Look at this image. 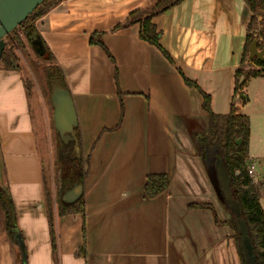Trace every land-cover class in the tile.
<instances>
[{
  "label": "crops",
  "instance_id": "1",
  "mask_svg": "<svg viewBox=\"0 0 264 264\" xmlns=\"http://www.w3.org/2000/svg\"><path fill=\"white\" fill-rule=\"evenodd\" d=\"M147 1L63 0L35 22L78 123L79 153L62 148L57 158H80L85 173L79 185L83 214L53 216L55 255L24 75L0 68V153L16 215L11 237L0 208V264H22L19 241L26 264H240L235 232L222 224L230 214L196 136L208 127L199 90L209 96L213 114L227 115L233 100L237 113L251 116L248 95L241 102L233 94L250 12L244 0H184L155 17L169 62L140 38L139 25L113 31ZM94 34L105 50L89 43ZM44 99L40 89L43 139L49 142ZM247 163L254 166L264 211V153L255 148L251 126ZM149 175L168 177L167 190L154 198L144 194ZM191 204L211 205L220 224L210 210Z\"/></svg>",
  "mask_w": 264,
  "mask_h": 264
},
{
  "label": "trees",
  "instance_id": "2",
  "mask_svg": "<svg viewBox=\"0 0 264 264\" xmlns=\"http://www.w3.org/2000/svg\"><path fill=\"white\" fill-rule=\"evenodd\" d=\"M61 1L63 0H54V4ZM183 1L184 0H148L143 6L129 13L121 23L114 27L113 31L124 30L134 25H139L140 38L150 45L155 46L169 62H172L169 55L159 45L160 34L153 25L152 20ZM50 2H52V0H45L24 22L11 32L5 40L15 35L17 30L22 29V36L29 43L30 39L34 35H37L35 22L45 15L54 5L48 7ZM244 3L247 10L250 12V17L244 24L246 33L245 44L240 66L234 74L233 90L234 97H237L241 102L247 99L244 93L247 83L251 79L264 77V57L262 60H258L257 58L250 59L248 53V47L252 41H256L258 51L264 50V0H244ZM15 39L17 41L19 40L18 38ZM89 43L91 45H97L105 50L97 34L89 38ZM6 48L7 46L0 58V68L13 71L20 70L16 53H12V48H10V50ZM42 59L51 63L48 71V80L50 84L53 81H58L65 87L60 70L52 64L51 55L46 52ZM246 62L252 64L254 68L244 69L243 66ZM185 82L189 86L197 87L196 84L190 81L185 80ZM199 92L203 98L202 109L208 116L207 132L196 136L199 156L204 162L214 188L220 197L221 191L216 181L213 164L216 157L222 161L230 178L229 189L231 198L239 205L240 210L239 216L236 217L223 202L230 213V219L222 224L228 226L235 232L236 250L240 264H248V262L246 261L242 246V236L238 229V220L242 221L245 225L246 238L253 248L254 264H264V211L259 203L261 197L260 187L254 184L253 179L249 176L247 171L250 137L249 117L237 113L233 100L230 105V112L227 115H215L210 109L209 96L202 93L200 90ZM74 136L76 139V146L79 149L80 138L78 127L74 130ZM237 141L240 143L237 144ZM74 145V143L69 144L65 146L64 149H73L74 151ZM57 161V171L55 175L57 202L51 203L50 199L48 200L43 178L44 199L47 209L52 255L56 253V237L53 228L54 214L56 213L58 216L83 214L82 196L73 202L63 201L64 194L73 187L81 185L83 182L85 173L83 172L82 161L78 157L58 159ZM3 185L4 186L0 185V208L5 215L6 231L9 236L13 237L16 228V215L7 190V183L4 182V174ZM167 188L168 177L166 175H149L144 185V194L147 198H154L166 191ZM188 208L208 209L214 214L215 223L220 224L217 221L211 205L191 204Z\"/></svg>",
  "mask_w": 264,
  "mask_h": 264
},
{
  "label": "water",
  "instance_id": "3",
  "mask_svg": "<svg viewBox=\"0 0 264 264\" xmlns=\"http://www.w3.org/2000/svg\"><path fill=\"white\" fill-rule=\"evenodd\" d=\"M45 0H0V58L5 49V38L13 32L26 18L31 15L37 7H39ZM30 47L38 57L45 56L46 52L41 44V40L37 35L30 39ZM249 58H257L262 60L264 57V50L258 51L256 41H252L248 47ZM50 105L52 107V122L58 138V150L65 146L74 143V152L79 153L76 146V139L74 130L78 127L76 113L73 101L69 91L64 85L58 81H53L50 84ZM237 144L240 142L237 141ZM216 181L221 191V198L218 193L217 196L221 202L230 209L236 217L239 216V205L231 198L229 182L230 178L226 171L225 165L216 157L213 164ZM2 158L0 153V185H3L4 174ZM212 181V180H211ZM213 184V183H212ZM214 186V185H213ZM80 186L73 187L63 196L64 202H73L80 197ZM223 204V205H224ZM238 229L242 236V246L248 264H254L253 248L246 238V228L242 221L238 220ZM23 261H25L24 248L19 241Z\"/></svg>",
  "mask_w": 264,
  "mask_h": 264
},
{
  "label": "rangeland",
  "instance_id": "4",
  "mask_svg": "<svg viewBox=\"0 0 264 264\" xmlns=\"http://www.w3.org/2000/svg\"><path fill=\"white\" fill-rule=\"evenodd\" d=\"M53 4L54 0L50 2L48 7L52 6ZM22 32V29L17 30L15 35L10 36L9 39H6L4 42L5 47L7 46V50L12 48V53H16L20 69L24 75L25 86L29 93V104L31 113L33 115L34 130L38 137L39 156L43 164V174L46 188L45 191L48 194V200L50 199L51 203H55L57 202L55 175L57 171V151L59 143L56 131L53 127L52 110L48 99L50 88L48 71L51 63L46 62L44 59L36 56L29 46L28 41H26L22 36ZM15 38H18L19 40L17 41ZM243 67L244 69L254 68L253 65L249 64L248 62H246ZM263 87L264 79L258 78L250 85L249 88L247 86L244 91L246 93L245 95H248L249 98V104L247 105L246 112L251 115L249 116L251 117L250 126L254 132L255 148L261 154L264 153V103L262 102L264 99L262 98V94H264V92H262ZM40 89L44 90L45 92L44 101L48 111L47 125L49 132V142L43 139L45 127L42 124V119L40 116ZM241 113L243 114L245 111L243 110ZM46 145L50 147L49 154L47 152ZM261 163H263V161ZM252 179L255 185H259L261 193L260 184H258L257 181H254V178ZM262 205L264 207V201L262 202ZM22 264H26V260L23 261Z\"/></svg>",
  "mask_w": 264,
  "mask_h": 264
},
{
  "label": "built area",
  "instance_id": "5",
  "mask_svg": "<svg viewBox=\"0 0 264 264\" xmlns=\"http://www.w3.org/2000/svg\"><path fill=\"white\" fill-rule=\"evenodd\" d=\"M248 174L251 178L254 177V166L253 165H249L247 168Z\"/></svg>",
  "mask_w": 264,
  "mask_h": 264
},
{
  "label": "flooded vegetation",
  "instance_id": "6",
  "mask_svg": "<svg viewBox=\"0 0 264 264\" xmlns=\"http://www.w3.org/2000/svg\"><path fill=\"white\" fill-rule=\"evenodd\" d=\"M68 147H69V146H68ZM64 151H67V150L64 149ZM72 152H73V149H68V152H67V153H68V154H72ZM67 153H66V154H67Z\"/></svg>",
  "mask_w": 264,
  "mask_h": 264
}]
</instances>
